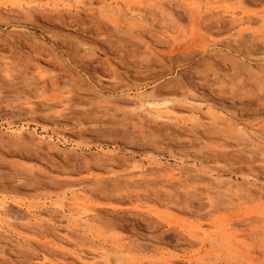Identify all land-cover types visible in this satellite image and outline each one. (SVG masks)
<instances>
[{
	"label": "rangeland",
	"instance_id": "obj_1",
	"mask_svg": "<svg viewBox=\"0 0 264 264\" xmlns=\"http://www.w3.org/2000/svg\"><path fill=\"white\" fill-rule=\"evenodd\" d=\"M139 1L0 0V264H264V0Z\"/></svg>",
	"mask_w": 264,
	"mask_h": 264
},
{
	"label": "bare ground",
	"instance_id": "obj_2",
	"mask_svg": "<svg viewBox=\"0 0 264 264\" xmlns=\"http://www.w3.org/2000/svg\"><path fill=\"white\" fill-rule=\"evenodd\" d=\"M140 2V4H139V6L143 9H151V10H153V8H154V6H156L157 5V3H156V5H155V3H152L151 2V0H140L139 1ZM154 2V1H153ZM231 19H232V21H233V23H239V24H246V23H248V22H250V17H245V16H241V17H239L237 14H235V13H232L231 14ZM249 29V28H248ZM234 41V40H233ZM236 41V40H235ZM9 69V68H8ZM8 72H10V71H8ZM169 103V101H164V102H155V100L153 101H148V102H145V104H143V106L145 105L146 106V108L145 109H143V112L146 114H152L153 115V113H155V112H157L158 111V107H160V106H163V105H167ZM144 106V107H145ZM68 110V108H63L62 107V109H60L59 110V112L57 113V114H62L63 112H65V111H67ZM126 116V115H125ZM128 117V116H127ZM149 117V116H148ZM205 130V129H204ZM23 133L21 132V135H22ZM220 137H222V136H220ZM242 139V138H241ZM244 139V138H243ZM236 141H238V140H236ZM245 143V142H244ZM256 148V147H255ZM257 152V151H256ZM182 169L183 168H180V167H177V166H171L169 169H168V172H169V174L167 175V177H169V179L170 180H174V179H178L179 178V176L178 175H180L181 174V172H182ZM229 183V182H228ZM231 186V185H230ZM209 193V192H208ZM255 194V193H254ZM257 195H258V193H257ZM208 198V197H207ZM248 200V199H247ZM250 200V199H249ZM252 201V200H251ZM258 209H259V207H258ZM257 209V210H258ZM3 212V211H2ZM7 212H9V211H7L6 209L4 210V213H7ZM8 214V213H7ZM41 228L43 227V226H41V225H39ZM42 232V231H41ZM62 234V233H61ZM63 235H66V234H63ZM65 238V237H64ZM218 240H215V239H212L211 241H210V243L211 244H213V245H218V242H217ZM91 249H93L94 251H96L97 252V250L95 249V246H92V248ZM106 252H108L107 251V249H105V248H102L98 253L101 255V257H103V258H105V254H106ZM109 253V252H108ZM107 253V254H108ZM78 258V260H80V261H84L83 260V258H82V256L80 255V256H78L77 257ZM169 260H171V259H169ZM81 263V262H80ZM171 263V262H170Z\"/></svg>",
	"mask_w": 264,
	"mask_h": 264
}]
</instances>
